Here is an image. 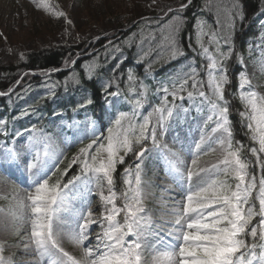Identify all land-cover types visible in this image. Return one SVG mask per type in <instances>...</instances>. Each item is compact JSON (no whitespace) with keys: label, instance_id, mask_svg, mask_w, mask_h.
<instances>
[{"label":"snow or ice","instance_id":"snow-or-ice-1","mask_svg":"<svg viewBox=\"0 0 264 264\" xmlns=\"http://www.w3.org/2000/svg\"><path fill=\"white\" fill-rule=\"evenodd\" d=\"M32 2L72 23L63 11H53L50 0ZM191 4L187 0L175 9L169 6L172 15L163 23L157 20L155 32L144 34L141 28L137 62L156 53L143 78L132 69L125 77L118 76L114 66L112 76L101 79L91 95L76 74L63 82L65 90L71 83L85 92L78 109L97 104L101 112L85 113L82 125L68 126L73 129L72 146H79L71 159L56 139L35 126L24 129L29 133L26 144L24 140L10 147L0 144V172L22 186V192L13 188L10 198L0 197L9 200L7 208L0 207V228L10 224L16 235L28 237L26 253L46 264H264V94L255 90L246 71L239 72L244 108L239 115L254 145L248 152L255 161L234 140L225 95L231 83L226 62L235 52L233 37L243 11L233 0L217 5L214 25L204 18L194 22L196 48L191 43L188 47L204 61L197 66L183 44L188 27L184 12ZM136 39L133 34L124 43L132 47ZM110 51L114 59L122 49L116 45ZM160 60L182 63L153 86L146 81ZM238 60L244 64L243 56ZM69 63L74 66L75 60ZM100 67L95 59L86 64L89 81ZM58 84L46 85L48 96L55 97ZM182 122L189 128L198 125V135L188 145L190 162L162 142L169 132L178 138L176 129ZM0 131L7 135L2 125ZM24 132L15 135L22 137ZM59 139L67 142L63 135ZM214 153H219L214 162L200 165L202 156ZM154 155L163 160L171 180L162 191L173 193L160 210L147 206L143 179L144 162ZM129 156L132 164L125 163ZM118 178L122 188L117 187ZM94 196L101 204L95 212ZM64 240L79 248L82 256L67 251ZM3 251L0 243V264H13Z\"/></svg>","mask_w":264,"mask_h":264},{"label":"trees","instance_id":"trees-1","mask_svg":"<svg viewBox=\"0 0 264 264\" xmlns=\"http://www.w3.org/2000/svg\"><path fill=\"white\" fill-rule=\"evenodd\" d=\"M232 2L233 0H193L185 10L184 15L187 17L188 27L184 33L183 44L188 57H195L197 66L204 61L192 51V48H196L194 22L198 18H204L214 25V21L217 19V5L221 3L229 5ZM236 2L241 6L244 18L236 24L233 37L235 52L232 59L226 62L231 83L227 86L225 95L230 101L229 116L234 140L242 143L245 147L244 154L249 160L255 161V157H252L248 152V149L254 145L249 139L248 129L244 126L245 122L239 115L244 108L239 99V72L243 70V66L239 63L238 57L243 56V60L251 59L254 45L257 44L259 38L264 36V26L260 19L261 15L264 16V0H236ZM180 3H187V0H175L166 6L160 5L155 8L146 5L135 6L137 0L131 1V3L129 1L127 6L129 11L124 14V5L121 1L110 3L108 0H104L94 6L93 0H88L86 6L88 11H91L96 23L101 24L103 28L98 32L96 30V34L90 36L86 44L66 48L38 49L24 54L23 59L16 52V56L10 55L0 59V92L7 93V96L0 97V125L7 132V135H4L3 131H0V140L9 142L15 133L25 128L31 129L33 126L38 129L46 128L49 124L48 121L58 112H65L70 119H73L75 115L79 119H83L84 112L99 116L101 112L97 104L85 109H78L77 105L84 99L85 92L71 83L65 90L63 82L76 74L79 76L83 88L87 89V94L91 95L100 88L99 81L101 79L106 81L112 76L114 66H117L115 73L118 76L125 77L126 70L132 69L138 77L143 78L149 60L154 59L156 53L153 51L143 62H137L141 28H143L144 34L149 31L155 32L158 27L156 21L159 20L160 23H163L168 16L172 15V13L168 14L169 6L175 9ZM145 18H147V22ZM220 18L223 19L222 13ZM133 34L137 36L136 42L132 47H128L124 41L130 40ZM189 36H191V40H189ZM109 41L112 43L110 44ZM189 43L192 44V48L188 47ZM116 45H119L122 51L116 52L113 59V52L110 50ZM145 45H147V41H145ZM94 59L98 60L101 67L97 75L89 81L85 66ZM71 60H75L74 66L70 63L66 64ZM181 63L182 60L171 63L160 60L154 63L150 69L151 76L146 82L155 86L160 81L167 79L169 74ZM56 82L59 84L55 89V97L48 96L46 85ZM120 83L121 88L125 89L126 83L123 79ZM17 84L19 85L15 92L10 94ZM100 102H103L102 97ZM25 112L28 114L24 115ZM77 150L78 148L71 150L68 158L71 159ZM67 163L66 160L62 168ZM125 163H133V158L127 157ZM123 167L124 165L119 166L118 173L122 171ZM255 174L257 177L261 174L258 165L255 166ZM121 186L123 185L118 178L117 187Z\"/></svg>","mask_w":264,"mask_h":264},{"label":"rangeland","instance_id":"rangeland-1","mask_svg":"<svg viewBox=\"0 0 264 264\" xmlns=\"http://www.w3.org/2000/svg\"><path fill=\"white\" fill-rule=\"evenodd\" d=\"M101 1L104 0H93L94 6ZM108 1L110 3L123 2V12L126 14L129 11L127 7L129 1L131 3V1L136 0ZM171 1L175 0H137L135 6L146 5L155 8L160 5L166 6ZM87 2L88 0H50L53 11H63L67 19L72 21L71 24H68L64 17H56L48 11L37 9L32 0H0V59L10 55L16 56V52L24 56V54L38 49L66 48L86 44L88 38L96 34V30L98 32L103 28L101 24L96 23L91 11H88ZM262 62H264V37L258 40L252 58L245 60L243 64L255 90L264 94ZM64 125L56 124L53 129L56 132L49 136L56 139L57 144L65 150L66 146L61 143L59 135H63L66 141H71L72 137H68L67 133L63 131L66 127ZM176 131L180 133L178 138L174 140L173 133L169 132L162 142L179 152L186 162H190L191 155L188 152V145L197 137L198 125L193 124L189 128L188 123L182 122ZM20 140H24L25 144L27 143V139L22 137L15 143ZM218 155L219 153H214L202 156L199 163L201 166L208 165L214 162ZM143 169L146 204L149 208L160 210L162 201L167 200L173 194L171 190L169 192L162 191L171 184V180L166 174V165L162 159L154 155L145 160ZM0 178L4 181L0 183V197L10 198L13 188L22 192V186L15 183L14 177L10 178L0 172ZM159 196L161 198L157 199ZM92 199L94 201L93 211L95 212L101 207V204L98 197L94 196ZM8 204V199L0 198V207L7 208ZM2 219L3 217H0V220ZM27 239L28 237L24 236L23 233L16 235L10 224L7 229L0 228V243L4 246L3 256L6 259H11L13 264H46L45 261L38 260L30 252H25ZM63 247L77 258L82 256L81 250L67 240H64Z\"/></svg>","mask_w":264,"mask_h":264}]
</instances>
